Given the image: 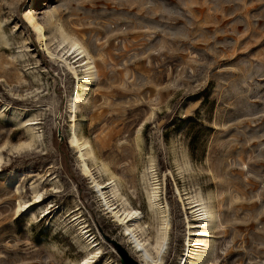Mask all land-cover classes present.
<instances>
[{
    "label": "rangeland",
    "instance_id": "obj_1",
    "mask_svg": "<svg viewBox=\"0 0 264 264\" xmlns=\"http://www.w3.org/2000/svg\"><path fill=\"white\" fill-rule=\"evenodd\" d=\"M29 1L0 0V264H82L88 252L76 217L101 246L91 264H122L117 247L146 264L69 146L83 61L64 57L77 80L61 60L56 26L96 65L78 134L90 139L97 158L87 164L111 206L123 211L103 166L140 213L136 236L155 247L159 214L147 202L154 173L170 221L163 264L193 263H185L186 239L198 220L188 199L198 195L217 226L212 254L205 248L197 264H264V0H37L31 11L45 27V48L25 20ZM13 111L33 113L38 144L18 149L27 126L11 123ZM10 172L24 173L17 194L4 183ZM39 176L46 181L36 203L29 180ZM20 201L36 205L18 212Z\"/></svg>",
    "mask_w": 264,
    "mask_h": 264
},
{
    "label": "bare ground",
    "instance_id": "obj_2",
    "mask_svg": "<svg viewBox=\"0 0 264 264\" xmlns=\"http://www.w3.org/2000/svg\"><path fill=\"white\" fill-rule=\"evenodd\" d=\"M29 3L30 5L24 11L25 20L32 27L33 32L35 33L34 36H36L37 41L40 43V45L42 47L44 46L46 47V36L47 35L45 32V27L42 23H40L37 20V18L34 16V14L31 11V7L32 6L34 7L36 5L37 0H30ZM1 27H0V35H2L3 33L1 32ZM56 32L59 34V38H60L59 47H61V53H60L61 60L64 59V62L68 64V68L71 71V74L73 75V77H76L77 80H79V74L76 70V67L70 65V63H67L64 57L70 54V56L73 55V57H75L73 59H75L76 62L83 61L78 67H81L83 70L84 83L81 86V93L77 92V94L72 98L70 102V106H69V110H70L69 126L70 128H69V137H68V143H69L70 148L73 149L76 152V154H78L77 160H78L82 175L90 178V180L92 181V186L96 188L97 193L99 194V197L104 202L108 210L111 211V213L114 215L118 223L123 224L124 230L126 231L125 232L126 235L131 236L130 239L133 241L135 246L139 250H142V252L144 253V256L146 257L145 263L146 264H163L164 255L162 254L167 244L166 241L168 237L170 221H168L167 210L164 207L162 208L158 201V198H159V187L158 186L159 185L156 181V177H155L156 175L152 173L151 175L152 180L149 182L150 190L147 192V202H148L149 211L153 213L157 212V214H159L158 220L160 222V228L157 233L158 238H157L155 247H153L151 243L142 241V239L140 240L136 236L135 234L136 231L142 230L141 228L142 226L140 227V225L138 224L139 219H141L140 213L135 209L128 208V204L126 200H124L122 196H119V193H118V190H117L114 178H113L114 176H112L110 171H108L107 168L103 166V172L109 175L110 180H111V182L108 184L109 189L111 190V193L115 198H119L122 200L123 211H116L111 206L110 201H108L109 199H107V196H105V191L103 192V189L105 187H103L100 183H98L93 177V175L91 174L87 161L90 160L91 162H95L97 157L95 156V153L93 151L94 149H92V146L90 144V141H89L90 139L88 140L84 138V136L83 137L80 136L81 134H78L79 126L77 125L78 121L76 120V113L78 112V106H80L81 103L86 102L85 100L87 99V94L91 88V85L95 82L94 79H96L95 72L97 71V68H96L95 63L93 62V58L91 57V55L88 53V51L83 47V45L77 39L69 36V34H67L63 29H61V27L56 26ZM3 37L0 36L1 39H3ZM48 49L45 50L47 52L46 54H48L49 57H54V53L50 52ZM77 86H78V82H77ZM5 114H3V112L2 113L0 112V115L5 116ZM10 115H12L10 118V121L15 127L27 126L25 132L28 136V141L23 142L18 149L25 150V149L31 148L35 144H38L37 142H39L40 133L38 134V132H36L35 130L36 128L35 125H37V123L31 121L32 119L30 118L31 116H33V113L30 111L29 114L22 117V114L20 112L13 111ZM2 157L3 156L0 152V167L2 165L1 164ZM22 176L24 177V173L17 174L15 172H10L6 174L5 177H3L5 181L4 183H6L9 186H12L15 189L13 190L17 194L20 192L19 191L20 187L18 189L17 183L20 180V178H22ZM43 178L39 176V179H38L39 182L36 184L32 179L29 180V185L32 188L36 203H41V200H42V193L39 191L38 186L40 184H43L44 181H46ZM177 193H178V190H177ZM188 200H189V205H191L190 209L192 210V213L197 217L198 221H197V224L194 230H189V237L186 239V244L188 246V249H187V259L185 260V263L186 261L191 260L193 256V258L195 259L192 261L193 262L192 264H197L198 262H200V259L202 258L203 251L207 249V254L208 255L212 254V251H213L212 244L213 243H209V241L211 242L210 240L211 239L210 235L212 234L211 230H214L215 227L217 226V223L215 224L216 214L212 207H208L207 205H205L204 200L202 199L201 196L198 195L196 198H191ZM35 205L36 204L30 206L29 203H24L20 201L17 205V211L18 212L22 211L24 208L31 209ZM76 218L73 221V225L76 226L77 232L79 233L80 237L84 240L83 247L88 252L87 257L85 258L82 264H91L94 262V259L100 253L101 246L97 244L96 240H93V237H91V235H87V233L84 232L85 230L84 226H81L80 222H78ZM191 236L196 237L197 240L195 241L198 242L197 244L198 250L195 251L196 253L194 252L195 254L190 253L191 251L189 252V246L191 244L190 242L194 241V240H191L190 238ZM152 248H154L156 251L155 257H153L150 252V249Z\"/></svg>",
    "mask_w": 264,
    "mask_h": 264
},
{
    "label": "water",
    "instance_id": "obj_3",
    "mask_svg": "<svg viewBox=\"0 0 264 264\" xmlns=\"http://www.w3.org/2000/svg\"><path fill=\"white\" fill-rule=\"evenodd\" d=\"M118 255L120 257V261L122 264H141V263H136L133 260H131L127 255L126 252L123 251L121 247H117Z\"/></svg>",
    "mask_w": 264,
    "mask_h": 264
}]
</instances>
